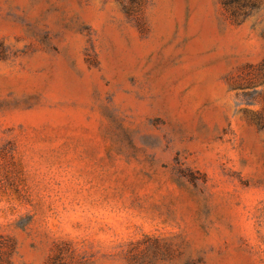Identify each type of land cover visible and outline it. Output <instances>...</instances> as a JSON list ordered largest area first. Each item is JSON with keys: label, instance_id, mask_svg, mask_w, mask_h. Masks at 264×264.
Here are the masks:
<instances>
[{"label": "rangeland", "instance_id": "obj_1", "mask_svg": "<svg viewBox=\"0 0 264 264\" xmlns=\"http://www.w3.org/2000/svg\"><path fill=\"white\" fill-rule=\"evenodd\" d=\"M127 2L0 0V264H264V0Z\"/></svg>", "mask_w": 264, "mask_h": 264}, {"label": "trees", "instance_id": "obj_2", "mask_svg": "<svg viewBox=\"0 0 264 264\" xmlns=\"http://www.w3.org/2000/svg\"><path fill=\"white\" fill-rule=\"evenodd\" d=\"M143 0H128L126 3L130 5L129 8L134 6L136 11L140 8ZM222 5L228 10L232 18H239L247 16L253 9L258 7L257 0H220ZM128 10V8H127ZM264 64V61H263ZM253 120L255 123L264 130V106L257 112Z\"/></svg>", "mask_w": 264, "mask_h": 264}]
</instances>
